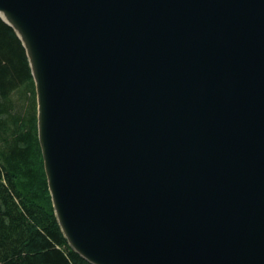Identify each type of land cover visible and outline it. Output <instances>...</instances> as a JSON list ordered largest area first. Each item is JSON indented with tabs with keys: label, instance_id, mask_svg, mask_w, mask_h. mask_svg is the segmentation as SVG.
I'll return each instance as SVG.
<instances>
[{
	"label": "water",
	"instance_id": "1",
	"mask_svg": "<svg viewBox=\"0 0 264 264\" xmlns=\"http://www.w3.org/2000/svg\"><path fill=\"white\" fill-rule=\"evenodd\" d=\"M30 64L55 216L89 264H264V0H0Z\"/></svg>",
	"mask_w": 264,
	"mask_h": 264
},
{
	"label": "trees",
	"instance_id": "2",
	"mask_svg": "<svg viewBox=\"0 0 264 264\" xmlns=\"http://www.w3.org/2000/svg\"><path fill=\"white\" fill-rule=\"evenodd\" d=\"M0 264H89L55 216L26 51L0 18Z\"/></svg>",
	"mask_w": 264,
	"mask_h": 264
},
{
	"label": "bare ground",
	"instance_id": "3",
	"mask_svg": "<svg viewBox=\"0 0 264 264\" xmlns=\"http://www.w3.org/2000/svg\"><path fill=\"white\" fill-rule=\"evenodd\" d=\"M0 16L2 17L3 20H5L8 24H10L15 31L17 32V34L20 36V38L22 39V41L24 42V44L26 45V47L28 48V54L30 56L31 59V63H32V67L35 69V63L30 51V46H29V42L26 38L25 33L23 32V30L21 29V27L17 24V22L8 14H6L5 12L0 11Z\"/></svg>",
	"mask_w": 264,
	"mask_h": 264
},
{
	"label": "rangeland",
	"instance_id": "4",
	"mask_svg": "<svg viewBox=\"0 0 264 264\" xmlns=\"http://www.w3.org/2000/svg\"><path fill=\"white\" fill-rule=\"evenodd\" d=\"M35 95H36V92H35ZM36 111H37V104H36Z\"/></svg>",
	"mask_w": 264,
	"mask_h": 264
}]
</instances>
